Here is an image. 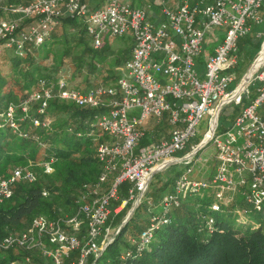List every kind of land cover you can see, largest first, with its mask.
<instances>
[{
  "label": "built area",
  "instance_id": "1",
  "mask_svg": "<svg viewBox=\"0 0 264 264\" xmlns=\"http://www.w3.org/2000/svg\"><path fill=\"white\" fill-rule=\"evenodd\" d=\"M26 4L3 8L16 18L0 21V41L21 55L26 44L41 45L62 17L72 16L81 21L94 49L104 39L122 38L130 34L133 46L122 74L111 86L99 85L82 92L69 88L66 81L41 79L22 104L37 103L42 113L52 99L69 102L78 107L106 108L95 125L110 138L97 148L102 166L96 184L92 185L72 217L50 220L44 216L32 219L29 227L19 234L0 241V251L13 247L37 249L49 264H62L69 253L78 250L84 264L88 255L98 256L113 239L106 226L110 202L117 199V187L130 182L129 200L138 202L148 189L152 176L168 166L183 162L187 167L173 182L171 192L160 201L161 215H154L149 226L133 241L134 250L121 257L139 256L153 240L155 231L168 222L166 215L188 196H205L212 190L209 212L203 216L204 228L211 233L213 214L241 199L245 205L260 210L264 205V57L258 62V50L250 67L249 80L242 77L239 85L230 89L233 70L238 63L237 42L253 25L262 23L259 12L264 0H180L174 7L168 0H152L157 13L153 17L146 6L132 5L125 0H100L91 8L85 0H25ZM31 22L25 25L26 20ZM222 31L218 40L217 31ZM217 41V42H216ZM214 44L212 51L205 46ZM203 57L205 73L199 78L197 60ZM247 70V71H248ZM258 84L256 96L235 117L233 126L218 132V116L226 106H238L248 98V82ZM139 110L136 116L132 112ZM13 108L9 107L6 121L13 123ZM208 116L209 141L215 149L212 170L205 179L191 176L195 155L191 152L176 157L178 152L197 134L202 118ZM165 119L170 126L167 138L140 146L146 136L145 120ZM39 126L38 120H33ZM45 125V124H43ZM26 137V134H22ZM53 160L41 164L45 174L53 173ZM30 163L16 167L6 178L0 177V203L12 196V186L18 181L36 180ZM112 178L109 188L100 187ZM46 196V191L42 192ZM126 201L121 204L125 205ZM120 204V206H121ZM119 206V207H120ZM119 207L114 211L117 212ZM237 215L244 213L234 208ZM85 224L86 235L79 239L74 232ZM100 240L97 242V238ZM0 264H36L29 257L21 261Z\"/></svg>",
  "mask_w": 264,
  "mask_h": 264
},
{
  "label": "trees",
  "instance_id": "2",
  "mask_svg": "<svg viewBox=\"0 0 264 264\" xmlns=\"http://www.w3.org/2000/svg\"><path fill=\"white\" fill-rule=\"evenodd\" d=\"M26 3L25 0H0V6ZM259 15L264 24V2ZM24 22L26 25L31 20ZM262 24L254 25L237 42L238 63L233 70L237 84L250 66L252 51L261 46L262 40L257 35ZM125 40L127 47L123 58L116 60L115 64L125 63L130 57L133 43L129 38ZM90 41L84 24L76 17L65 16L41 45L26 44L21 55L16 54L12 48L6 49L3 54V64L0 66V177L6 178L14 168L31 163L36 180L33 183L16 182L12 186L11 198L0 203V241L27 230L32 219L37 216L50 220L74 216L80 203L84 201L86 192L98 180L102 166L97 158V148L110 138L95 122L107 112L106 108L78 107L52 99L42 113H38L37 103H29L26 112L21 109L23 102L37 90L39 80L56 82L62 78L60 72L65 60H69L73 66L70 78L87 68L83 83L76 87L68 86L69 88L85 92L99 86L97 81L100 75L96 63L101 55L90 46ZM58 43L63 48L59 53H52L54 62L48 64L50 47ZM0 46H3L1 41ZM77 47L81 49L79 54L75 53ZM107 49L104 45L101 51ZM111 79L114 80L115 77ZM254 97V91L249 90L248 98L232 108L228 115L237 116L249 104V99ZM9 107L14 109L12 121L16 130L5 119ZM33 120H38L40 125L34 126ZM169 129L170 126L164 120L155 131L166 134ZM156 132L148 131L140 146L149 144V138L155 136ZM22 134H26V137ZM200 141L201 139L196 143L192 142L184 154ZM197 155L198 153L195 157ZM50 160H53V173L47 175L41 164ZM189 166L165 179L159 172L154 174L148 189L124 225L122 223L131 208L129 190L133 188V184L123 182L118 185L117 199L110 202V214L106 222L107 227L117 226L118 231L98 256L88 255L84 264H120L121 257L134 250L133 241L149 226L150 219L154 215H161L156 213L160 209L161 199L171 192L174 180ZM111 181L112 178L105 182L100 187V192L106 191ZM43 191H46V196L42 195ZM122 201H126L124 207L115 212ZM210 203V197H186L178 207L171 208L167 213L168 222L155 231L148 248L139 256L127 257L125 263L264 264V205L258 210L245 205L241 199L236 200L221 212L213 214L215 223L209 233L204 228L202 217L210 213ZM235 207L245 212L237 215ZM64 208L66 212L63 211ZM238 216L245 221L236 220ZM68 231L79 239L86 235L85 224L78 232ZM26 257L36 264L50 263L37 249L13 247L0 251V263L21 261ZM79 259L80 252L75 250L63 259L62 264H77Z\"/></svg>",
  "mask_w": 264,
  "mask_h": 264
},
{
  "label": "rangeland",
  "instance_id": "3",
  "mask_svg": "<svg viewBox=\"0 0 264 264\" xmlns=\"http://www.w3.org/2000/svg\"><path fill=\"white\" fill-rule=\"evenodd\" d=\"M2 1H5V0H2ZM169 1H170L171 5H174L177 2H180V0H169ZM16 5H18V4H8V5L0 6V11H1V13H0V21L1 20H5V19L16 18L17 16L15 17V14L3 9V8L14 7ZM262 25H263L262 29L257 35L262 40L261 45L264 42V24H262ZM218 31L220 32L221 30H218ZM125 38H129L131 40V43H133L131 35L127 34L126 36H124L122 38H113V39H109L108 38V39H104V41L102 43V47L105 45L108 48L107 51H104V52L101 51L102 47H100L99 50L95 49L96 51H98L97 53L99 55H101L99 57V61L96 63V66L98 68L97 71H98V73L100 75L99 78H98V81H97L99 85L111 86L121 76L122 68H123L124 63L121 62V63L115 64V61L116 60H122V58H123L124 50L127 47V42H126ZM90 46L92 47L91 41H90ZM207 47L208 46H205V48H204L205 51H209ZM62 48H63L62 45L59 44V43L50 47L51 56H50V58L48 60V64H52V62H54L53 59H52L53 58L52 53H55V52L59 53L62 50ZM6 49H9V48H6L4 46H0V66H2V64H3L2 63V61H3L2 57H3V54H4ZM258 50H254L252 52L251 63L253 62L255 56L257 55ZM80 51H81V49L79 47H77L76 50H75V53L79 54ZM258 57H257V59H258ZM251 63H250V65H251ZM256 63H257V61H256ZM72 70H73L72 63L69 60H65L64 66H63V68L61 69V72H60V76H62L63 80L66 81V83L68 84L69 87L80 86L83 83L84 79H85V73L87 72V68L81 69L82 70L81 74H77L75 77L70 78V75L72 74ZM196 71L199 74V78L202 79L203 75L205 73V67H204L203 57L202 56L199 58V60H197ZM112 77H115V79L114 80L111 79ZM92 79L93 78H91V80ZM240 82H241V80H240ZM240 82L237 84V80H236L235 75H234V81L230 84L229 88L230 89L234 88L236 85H239ZM252 83H253V81L250 80L248 82L246 88H248L250 91L253 90L254 93H255V96H256V89L258 87V84L254 83L252 85ZM254 98H252V99H254ZM252 99H249L248 103H250ZM28 105L29 104L26 105V108H28ZM232 108H235V106H233V105L226 106V107L223 108V110L220 111L219 116H218V120H219L218 121V132H224L226 130H229L233 126V123L235 121V116L236 115L233 116V117H230L228 115L229 113L232 112V110H233ZM132 113L137 116L139 114V110L136 109ZM155 123H156V119L155 118L151 117V118L146 119L145 120L144 129H146V130L147 129H151L152 128L151 124H155ZM207 131H208V116L205 115L202 118V120L200 121V123H199V125L197 127L196 136L187 145L185 150H183L181 152H178L176 154V157L182 156V154H184L188 150V148H189V146H190V144L192 142L196 143L198 140H200V139L202 140L204 135H205V133ZM189 152H187V153H189ZM214 155H215V149H214V147L211 144L208 143V145L204 149H202L200 152H198V155L194 158L195 162L193 164V170H192L191 176L195 177L197 179H205V178H207L209 176L211 170H212L213 156ZM22 167H25V166H22ZM182 167H184L183 166V162H181V163L177 162L174 165L168 166L164 170L159 171V173H161V177L163 179H165L167 177L172 176L178 170L182 169ZM156 173H158V172H156ZM204 192H205V197H210V199L212 201V190H206ZM139 200H138V202L130 201L131 202V208L128 210V212L126 214V217L131 212L132 207L139 203ZM120 210H117V212H119ZM63 211L66 212L65 208L63 209ZM156 213L160 214L161 213V208L158 209V211ZM236 220H238V221L240 220V222H241V220L243 221L244 219L240 218L238 216ZM263 220H264V216H263ZM117 231H118L117 226L116 227H112L111 231H110L111 236L112 237L115 236ZM99 240H100V237L97 238V242Z\"/></svg>",
  "mask_w": 264,
  "mask_h": 264
},
{
  "label": "crops",
  "instance_id": "4",
  "mask_svg": "<svg viewBox=\"0 0 264 264\" xmlns=\"http://www.w3.org/2000/svg\"><path fill=\"white\" fill-rule=\"evenodd\" d=\"M87 3H88V5L90 6V7H92V8H94V7H97V6H99V1L100 0H85ZM125 1H128L129 3H131V4H133V5H136V6H146L147 8H149V14H150V16H153V17H155V16H157V13L152 9V7H151V1L152 0H125ZM169 1V0H168ZM179 2H177L176 4H178ZM176 4H174V5H171V3H170V1H169V6L170 7H174V6H176ZM254 26V25H253ZM217 34H218V40L217 41H220L221 39H222V31H218L217 32ZM216 41V42H217ZM213 46H214V44H211V45H209L207 48H208V52H211L212 51V48H213ZM263 46H264V44L262 45V48H261V51H262V49H263ZM260 51V52H261ZM253 52V51H252ZM165 119H162L161 121H157L156 120V123L155 124H151V129H144L145 131H146V133L148 132V130L149 131H153V132H156L155 130H156V128H157V126H159L160 125V123L162 122V121H164ZM166 121V120H165ZM167 122V121H166ZM150 124V123H149ZM168 124V123H167ZM145 126V123H144V125H143V127ZM169 131H170V129L167 131V133L166 134H162L160 131H157L156 133H155V136H153V137H150L149 138V140H150V143L151 142H157L159 139H161V138H167L168 137V135H169ZM183 168V167H182ZM156 174V173H155ZM165 196V195H164ZM123 202V201H122ZM124 207V204H121V206L119 207V210L120 209H122Z\"/></svg>",
  "mask_w": 264,
  "mask_h": 264
},
{
  "label": "water",
  "instance_id": "5",
  "mask_svg": "<svg viewBox=\"0 0 264 264\" xmlns=\"http://www.w3.org/2000/svg\"><path fill=\"white\" fill-rule=\"evenodd\" d=\"M250 73H251V69H249V70L247 71V74H246V76H245V78H244V81H245V82H247V81L249 80V74H250ZM211 137H212V133H207L206 135H204L203 139L197 144V146H196V147L194 148V150L191 152V156L196 155L198 152H200L202 149H204V148L208 145V143H209ZM135 206H136V205H135ZM135 206L132 207L131 212L127 215V217H126L125 220L123 221L122 225H124V224L126 223V221L129 219V217H130L132 211L134 210ZM122 225H121V226H122Z\"/></svg>",
  "mask_w": 264,
  "mask_h": 264
},
{
  "label": "bare ground",
  "instance_id": "6",
  "mask_svg": "<svg viewBox=\"0 0 264 264\" xmlns=\"http://www.w3.org/2000/svg\"><path fill=\"white\" fill-rule=\"evenodd\" d=\"M263 57H264V46H263L262 51H261L260 54H259V57H258V59H257V63H258Z\"/></svg>",
  "mask_w": 264,
  "mask_h": 264
}]
</instances>
